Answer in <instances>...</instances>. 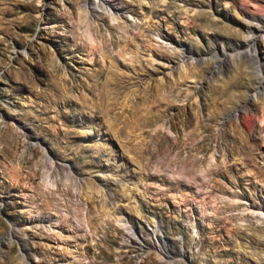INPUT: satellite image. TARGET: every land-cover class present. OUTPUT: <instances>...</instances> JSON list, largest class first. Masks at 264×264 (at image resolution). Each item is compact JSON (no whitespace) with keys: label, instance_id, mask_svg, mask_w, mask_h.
Wrapping results in <instances>:
<instances>
[{"label":"rangeland","instance_id":"rangeland-1","mask_svg":"<svg viewBox=\"0 0 264 264\" xmlns=\"http://www.w3.org/2000/svg\"><path fill=\"white\" fill-rule=\"evenodd\" d=\"M256 7L0 0V264H264Z\"/></svg>","mask_w":264,"mask_h":264},{"label":"bare ground","instance_id":"bare-ground-1","mask_svg":"<svg viewBox=\"0 0 264 264\" xmlns=\"http://www.w3.org/2000/svg\"><path fill=\"white\" fill-rule=\"evenodd\" d=\"M105 4L107 3L108 6L110 7H118V0H102ZM255 1V0H254ZM258 1V0H257ZM260 4V3H259ZM261 7V6H260ZM256 10L257 11H260L263 15H264V10H261L260 8L256 7ZM113 15V13L111 14ZM113 17L114 20H118V17L115 15L111 16ZM255 20V19H254ZM252 29H251V34H250V37H249V43H251V46L254 47V54L257 52V46H256V43L258 41V39L264 37V25L263 24H256V23H252ZM252 53V52H251ZM262 78V77H261ZM260 82L262 83V80H260ZM259 87V86H258ZM255 93H256V90H254ZM254 93V95L251 97H248V101L251 100V101H255L256 100V94ZM262 94L264 95V91H262ZM246 100V102H247ZM248 105V104H247ZM249 110V109H248ZM247 110V111H248ZM246 111V112H247ZM248 115V113L246 114V116ZM251 115V118L253 119V116H255L254 114H250ZM249 116V115H248ZM247 118V117H246ZM250 118V117H249ZM245 119V118H244ZM249 120V119H248ZM246 121V120H244ZM244 124V123H243ZM215 159V157H214ZM51 160V159H50ZM52 164H56V172H53V173H48L47 174V184H54V185H57L59 183V181L61 182H65L67 183L68 186H72V187H76L77 189L79 188V184L81 182H83V178L82 177H75L73 178L70 173H66L64 172V164L62 161H56V160H53L52 159ZM72 167V166H71ZM58 172V173H57ZM58 174L61 175L59 179H57L58 177ZM46 178V176H45ZM101 180H103V178H101ZM46 182V180H45ZM88 182V180L86 181ZM113 194V193H111ZM229 198V201L233 204H238L240 201L243 200V197L241 196V194H238V193H234L233 195H230L228 196ZM254 210V209H253ZM256 212V211H254ZM258 212V215H259V220L261 222H264V212L263 211H257ZM132 229V228H131ZM132 233H134L132 231ZM164 251L168 252L169 253V250L168 248H166V246L163 248ZM170 254V253H169Z\"/></svg>","mask_w":264,"mask_h":264}]
</instances>
